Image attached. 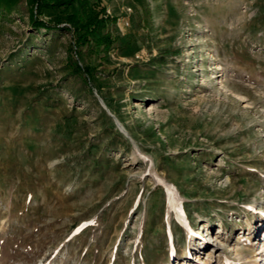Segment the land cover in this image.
<instances>
[{
	"label": "rangeland",
	"instance_id": "rangeland-1",
	"mask_svg": "<svg viewBox=\"0 0 264 264\" xmlns=\"http://www.w3.org/2000/svg\"><path fill=\"white\" fill-rule=\"evenodd\" d=\"M90 2L106 22L73 48L70 24L0 0V264H203L217 236L262 264L264 0Z\"/></svg>",
	"mask_w": 264,
	"mask_h": 264
},
{
	"label": "bare ground",
	"instance_id": "bare-ground-1",
	"mask_svg": "<svg viewBox=\"0 0 264 264\" xmlns=\"http://www.w3.org/2000/svg\"><path fill=\"white\" fill-rule=\"evenodd\" d=\"M240 19V18H239ZM241 20V19H240ZM198 28H202L201 23H199ZM215 60L217 61L216 65H217V69L220 71L219 75L214 77V78H221L223 75L221 74V72L224 70V68L222 67V65L219 63V61L221 60L219 52L217 51V54L215 55ZM189 61H191V57H189ZM203 77L207 79L208 75L203 72ZM207 83H212V81H207ZM221 84L223 85L224 88H228L230 91H232L234 94H236V96L239 94H237L233 88L229 85V82L227 81V79H224L221 81ZM212 85V84H211ZM104 108L107 110V112L114 117L119 129H121L123 131V133L130 135L128 132V129H126L124 123L108 108V106H106L105 104H103ZM262 148H264V142L262 143ZM141 151V150H140ZM144 154V153H143ZM138 159V155L135 152L133 155V160H137ZM149 172H151V175H156L155 177H157V180L161 181V183L163 184V186L166 189V193L167 196L169 198V205L167 208V222L168 225L170 227V234L172 239H174V235L175 232L173 231V218L174 216H178L182 219V221L185 222L186 224V231H187V235L189 237V239L193 236V228L190 225L189 221H188V214L184 211L183 208V203H182V197L180 196V193L175 190L174 188H172L164 179H161L159 177V171H158V166L153 163V168L149 170ZM263 225L260 224V226H256L253 232H258L259 230L261 231L263 229L262 227ZM250 228H254L253 226H250ZM251 230V229H250ZM257 235V234H256ZM210 240L207 242V244H210L211 246V250L213 251L214 254L212 253H205L206 257L205 259H201V262L203 264H207V260L210 259L211 255H215L218 258V264H233L232 259H230L228 257V255H226L224 253L225 248H226V243H225V239L222 236H217L214 238V240L211 241L212 237H209ZM244 238L242 235H240V241L241 239ZM250 238H248L249 240ZM261 240V245L259 246V253L256 255L257 259L261 260L264 264V233L261 235L260 237ZM242 242V241H241ZM254 244H256V242H253L252 246L247 247L246 244L244 242H242V247L239 246V249H237V253L240 256V260L246 261L248 260L250 257H254L255 255H253L255 253V249L253 248ZM208 251V250H207ZM188 258V256H185L184 262L183 264H187L186 263V259ZM200 261V258H197Z\"/></svg>",
	"mask_w": 264,
	"mask_h": 264
},
{
	"label": "trees",
	"instance_id": "trees-1",
	"mask_svg": "<svg viewBox=\"0 0 264 264\" xmlns=\"http://www.w3.org/2000/svg\"><path fill=\"white\" fill-rule=\"evenodd\" d=\"M29 3L31 6L33 5L29 19L34 28L60 29L61 23L70 24V30L76 33L75 47L73 48L87 44L90 41V34L106 22L102 17L106 13L105 8H101L97 4L92 5L90 0H29ZM75 4L80 5L79 12L72 10ZM43 10L57 11L62 18H56L54 24L48 23L39 17ZM107 43L110 44L111 41L108 40ZM86 71L89 72L90 70L86 69Z\"/></svg>",
	"mask_w": 264,
	"mask_h": 264
}]
</instances>
